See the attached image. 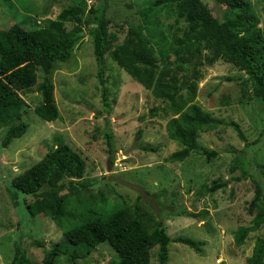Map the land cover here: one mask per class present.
Returning a JSON list of instances; mask_svg holds the SVG:
<instances>
[{"label":"rangeland","instance_id":"374dc122","mask_svg":"<svg viewBox=\"0 0 264 264\" xmlns=\"http://www.w3.org/2000/svg\"><path fill=\"white\" fill-rule=\"evenodd\" d=\"M74 1L79 0H0V29L13 24L29 29L45 25ZM250 1L264 31V0ZM86 2L88 7L96 5L99 9L105 4L109 33L116 35L113 46L125 40L132 25L142 26L148 36L152 32L153 42L161 38V31L165 38L161 44L175 47L180 45L175 40L182 38L188 28L174 5L158 9L156 17L147 23L144 9L152 0ZM205 2L222 19L224 6L212 0ZM105 66L110 108L103 102L93 38L85 28L72 56L67 61H56L49 74L60 118L48 122L35 113V106L42 100L35 86L22 93L28 104L22 117L27 132L3 148L7 128L0 129V264L11 262L17 243L31 261L45 264V251L91 211L107 213L134 203L148 214L145 221L151 228L155 221H162L171 238L184 236L203 243L202 252L197 253L172 241L167 264H247L256 238L264 235L263 224L249 234L244 244L237 245L234 240L239 226L252 223L256 211L249 214L248 207L255 195L256 180L262 183L258 166L264 160V103L254 96L249 76L223 60L203 65L195 102L222 123L216 129L202 131L198 142L217 150L218 155L207 159L193 152L183 162H171L167 158L181 146L168 137V120L161 117V110L152 111L164 102L153 97L109 55ZM43 79L40 69L38 82ZM233 124L246 140L239 137ZM106 133L113 135V163L109 162ZM65 143L82 154L87 171L78 180L83 187L67 195L69 216L57 224L48 216L32 217L26 203L34 198L12 188L11 182L46 152ZM128 148L132 149L125 153ZM239 154L244 163L236 166ZM216 179L229 183L214 193L201 189ZM261 206L264 209V202ZM185 212L195 215L187 216ZM33 239L44 240L47 247L33 245ZM66 251L53 264H69L68 257L75 251L84 253L76 264H110L117 258L107 243L90 252L72 245ZM157 254L155 247L151 264H160Z\"/></svg>","mask_w":264,"mask_h":264},{"label":"trees","instance_id":"16d2710c","mask_svg":"<svg viewBox=\"0 0 264 264\" xmlns=\"http://www.w3.org/2000/svg\"><path fill=\"white\" fill-rule=\"evenodd\" d=\"M212 1L224 6L222 19L213 14L205 0H152L144 9L146 22L150 23L148 20L156 17L158 9L171 5L177 8V15L188 25L184 36L175 40L180 43L177 47L161 44L165 41L161 31V38L153 42L154 34L146 35L139 25H132L125 40L113 46L116 35L109 33L105 4L102 9L96 5L88 7L86 0L72 2L45 25L29 29L13 24L0 29V129L7 128L1 146L9 147L27 132L28 125L22 117L28 104L22 93L35 86L42 96L34 108L35 113L48 122L60 118L49 74L56 61H67L72 56L87 28L93 38L103 102L107 108L111 106L105 76V60L109 55L121 69L151 91L153 97L164 102L162 107H154L152 111L161 110V117L168 120V137L181 146L167 158L168 161L183 162L193 152L207 159L217 156V150L202 147L198 142L202 131L216 129L222 123L195 102L203 77L202 67L218 60L234 65L249 76L254 96L264 103V31L250 0ZM160 44L162 47L158 48ZM40 69L44 72L41 83L38 82ZM233 125L239 137L246 140L238 126ZM106 138L109 162L113 163L116 151L112 133H106ZM240 155L236 166L244 163ZM258 169L262 183L256 180L255 195L248 207L249 214L254 211L256 214L251 225L236 229L237 245L244 244L249 234L264 224L261 206L264 202V160ZM86 171L87 163L82 154L65 143L46 152L41 160L15 176L11 187L34 198L26 203L32 217L44 215L61 224L69 216L67 195L83 187L78 180ZM228 183V180L216 179L211 185L203 184L201 189L214 193ZM146 215L138 203L107 213L91 211L79 224L65 231L60 242L45 251V264H53L58 256L66 254L69 245L83 246L90 252L107 243L117 254L110 264H151L155 247H158L159 263L167 264L172 241L202 252V242L184 236L171 238L162 221H155L151 228L145 221ZM32 244L47 247L42 239H33ZM83 255L77 251L70 253L69 264H76ZM246 261L247 264H264V235L256 238L252 254ZM9 264L40 263L31 261L22 245L17 243Z\"/></svg>","mask_w":264,"mask_h":264},{"label":"water","instance_id":"95a60500","mask_svg":"<svg viewBox=\"0 0 264 264\" xmlns=\"http://www.w3.org/2000/svg\"><path fill=\"white\" fill-rule=\"evenodd\" d=\"M131 149H132V148H128V149L125 151V153L129 152Z\"/></svg>","mask_w":264,"mask_h":264}]
</instances>
